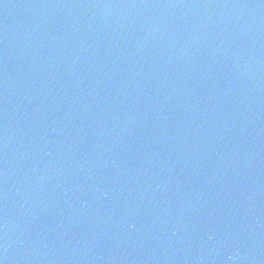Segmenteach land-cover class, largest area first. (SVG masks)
Instances as JSON below:
<instances>
[{
  "label": "water",
  "instance_id": "obj_1",
  "mask_svg": "<svg viewBox=\"0 0 264 264\" xmlns=\"http://www.w3.org/2000/svg\"><path fill=\"white\" fill-rule=\"evenodd\" d=\"M0 264H264V0H0Z\"/></svg>",
  "mask_w": 264,
  "mask_h": 264
}]
</instances>
